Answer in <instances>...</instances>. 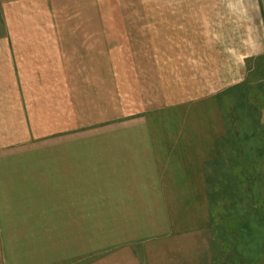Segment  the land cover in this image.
<instances>
[{
	"label": "rangeland",
	"instance_id": "374dc122",
	"mask_svg": "<svg viewBox=\"0 0 264 264\" xmlns=\"http://www.w3.org/2000/svg\"><path fill=\"white\" fill-rule=\"evenodd\" d=\"M236 5L237 20L208 22L195 64L166 60L160 112L83 103L68 136L78 177L70 156L67 193L59 185L46 205L83 206L84 256L57 264H264V0ZM10 8L0 6V29ZM35 189L10 203L39 204Z\"/></svg>",
	"mask_w": 264,
	"mask_h": 264
},
{
	"label": "crops",
	"instance_id": "0c3cea01",
	"mask_svg": "<svg viewBox=\"0 0 264 264\" xmlns=\"http://www.w3.org/2000/svg\"><path fill=\"white\" fill-rule=\"evenodd\" d=\"M238 1L0 0V6H11L8 15L3 13L8 28L0 29V251L3 247L5 264H57L84 256L83 206L64 211L60 196L54 207L46 205L59 185L67 193L70 156L71 173L79 174L82 154L76 147L70 155V123L78 126L85 117V101L119 102L121 113L114 116L160 112L166 60L181 55L195 64L196 53L206 51L208 22L237 20L243 11L231 6ZM26 7L38 15L25 14ZM154 86L160 87L159 99ZM57 157L58 167L52 163ZM28 185L44 192L29 194L39 204H11ZM76 217L80 223L72 222ZM23 221L32 228H19Z\"/></svg>",
	"mask_w": 264,
	"mask_h": 264
}]
</instances>
